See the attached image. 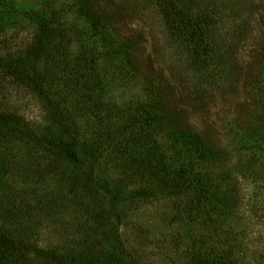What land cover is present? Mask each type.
<instances>
[{
    "label": "trees",
    "instance_id": "trees-1",
    "mask_svg": "<svg viewBox=\"0 0 264 264\" xmlns=\"http://www.w3.org/2000/svg\"><path fill=\"white\" fill-rule=\"evenodd\" d=\"M126 4L114 3L110 8L115 13L99 5L104 9L98 17L102 20L92 11L91 23L97 26L101 21L118 20ZM249 8L255 10L253 2L140 0L135 9L149 15L158 12L169 41L168 54L160 55L157 66L148 62L143 72L148 90H163L179 103L172 112L157 101L154 110L162 117L179 121L202 115L214 100L215 90L232 93L235 86L228 79L234 72L232 58L249 36L251 16L245 15ZM35 23V33L26 46L0 56V88L9 80L36 96L44 105L47 127L39 129L18 108L5 107L2 100L7 95L0 91V264H142L139 243L131 245L124 231V207L117 212V205L134 193L126 194L116 182L102 184L96 176L99 156L95 153L109 140L120 156L126 184H142L137 198L140 193L169 198V222L181 225L192 243L183 250L176 236L171 240L180 245L182 264H229L223 249L206 243V238L200 242L195 238L197 230L216 227L227 216L220 210L223 204L214 187L217 180L184 172L169 176L159 160L158 145L134 158L132 153L144 138L143 116L132 114L124 124H111L107 129L102 122L92 142L84 143L81 121L93 113L91 94L86 91L95 81L90 74L93 62L85 56L83 71L71 75L67 68L72 70L82 62L71 59L53 22L38 17ZM162 66L167 67L166 74L151 75ZM50 84L54 87L49 88ZM58 89L71 91L69 102L49 92ZM75 101L77 108L72 105ZM198 138L201 147L203 140ZM49 227L53 229L47 232ZM254 255L264 261L261 250Z\"/></svg>",
    "mask_w": 264,
    "mask_h": 264
},
{
    "label": "rangeland",
    "instance_id": "rangeland-1",
    "mask_svg": "<svg viewBox=\"0 0 264 264\" xmlns=\"http://www.w3.org/2000/svg\"><path fill=\"white\" fill-rule=\"evenodd\" d=\"M229 1L253 2L255 9L249 8L245 13L251 16L249 36L232 58L234 72L228 79H232L235 87L227 94L215 90L207 113L189 115L187 120L162 117L154 110L157 101L162 109L172 112L179 103L165 96L163 90H148L144 80L148 62L157 66L160 55L170 50L161 15L158 12L149 15L145 10L140 13L136 10L140 0H0V56L30 42L38 17L53 22L71 59L82 62V66L67 68L68 72L77 75L83 71L85 56L93 62L90 74L95 81L91 90H86L91 94L93 113L81 121L85 131L83 142H92L102 122L107 129L112 128L111 124H124L132 114L143 116L144 138L132 153L134 158L158 145L159 160L169 176L184 172L186 176L196 174L217 180L214 187L218 190V201L223 204L219 209L227 216L215 223L216 227L197 230L196 240L206 238V243L223 249L228 253L229 264H264L263 259L253 258L256 250L264 254V0ZM125 2L118 20L101 21L97 26L96 22L91 23L92 11L98 18L105 8L115 13L114 7H110ZM99 5L104 9H99ZM132 66L140 69L135 68V72ZM162 68L151 75L166 74L167 67ZM1 86L0 91L7 95L2 100L5 107L18 108L31 125L47 128L44 105L36 96L9 80ZM48 86L53 88L54 84ZM49 92L53 96L58 93L67 102L71 97L70 90ZM72 96H76L74 92ZM72 105L77 108L78 102ZM198 137L203 140L201 147ZM102 147L95 153L99 156L95 171L100 183L116 182L126 194L134 193L117 205V212L124 207V231L131 245L139 243L137 252L142 264H182L178 259L183 254L180 245L171 240L176 236L174 240L183 243V250L191 248L192 243L181 225L169 222L172 209L169 198L143 193L137 198L135 193L138 194L142 184H126L114 143L109 140ZM48 229L47 232L53 228Z\"/></svg>",
    "mask_w": 264,
    "mask_h": 264
}]
</instances>
